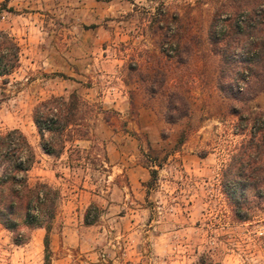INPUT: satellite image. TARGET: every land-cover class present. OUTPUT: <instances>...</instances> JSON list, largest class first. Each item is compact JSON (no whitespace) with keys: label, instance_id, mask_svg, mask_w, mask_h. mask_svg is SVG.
<instances>
[{"label":"rangeland","instance_id":"obj_1","mask_svg":"<svg viewBox=\"0 0 264 264\" xmlns=\"http://www.w3.org/2000/svg\"><path fill=\"white\" fill-rule=\"evenodd\" d=\"M224 2L0 0V28L20 45L17 67L0 76V132L18 128L31 144L28 184L40 180L59 191L46 255L42 227L14 243L0 224V264H264V206L254 199L249 218L234 219L221 186L222 168L249 137L251 118H264V92L241 93L237 63L222 55L225 39L210 43L219 28L213 14ZM72 92L76 107L64 147L48 154L32 109ZM123 96L127 115L112 106ZM137 107L157 118L181 117L174 150L157 139L165 129L149 135L126 127ZM110 139L132 161L160 163L146 181L151 191L141 210L119 206L136 202L129 185L120 198L127 183L123 168L104 157ZM90 193L98 197L86 203ZM87 207L88 218L96 214L91 223L83 219ZM132 218L138 221L130 225Z\"/></svg>","mask_w":264,"mask_h":264},{"label":"trees","instance_id":"obj_2","mask_svg":"<svg viewBox=\"0 0 264 264\" xmlns=\"http://www.w3.org/2000/svg\"><path fill=\"white\" fill-rule=\"evenodd\" d=\"M6 10H11V7ZM213 16L215 22H219V28L217 32L211 29L213 36L217 37L210 43L225 39L222 55L224 59H229L228 62L237 63L233 75L236 77L235 82L242 84L239 90L244 87L241 93L252 96L264 92V0H225ZM231 42H234L237 54L232 51ZM19 50L17 38L0 28V76L9 74L17 67ZM76 99L74 92L67 98L50 96L33 107L32 119L44 152L55 156L62 152L65 131L73 123L71 119ZM165 117L174 119L169 114ZM262 117L259 112L253 115L249 137L241 140L221 171L224 199L234 219L249 218L254 209L251 208L254 199L257 205L264 206V189H261L264 186ZM33 160L32 146L18 128L0 132V224L12 232L14 243L23 242L30 228L42 227V245L46 255L59 191L40 180L28 184L26 173ZM153 163L145 164L149 171L147 182L156 176L157 168L152 166ZM154 164L160 166L159 162ZM249 187H256L252 194ZM91 206L95 207L94 204ZM88 208L83 219L91 223L96 214L88 218Z\"/></svg>","mask_w":264,"mask_h":264},{"label":"crops","instance_id":"obj_3","mask_svg":"<svg viewBox=\"0 0 264 264\" xmlns=\"http://www.w3.org/2000/svg\"><path fill=\"white\" fill-rule=\"evenodd\" d=\"M129 97L123 96L121 98V100H112V106L114 107V109L117 110V112L122 113L123 115H127L129 112L128 109V104H129ZM148 108V107H147ZM156 112L150 108L144 109L143 107H137L136 108V112L134 114H136V119L135 121L131 122V125L126 124V127H128V129H131L133 131H139V130H143L145 132H148V134H155V132H158L162 129H165L168 131V134H164L162 138H160V135H157V139H159L161 142H165L167 144L166 146V150H174L172 149V145H173V136L175 135V132L180 128L182 120L181 117L180 118H176V119H172L168 121V118L165 119L162 117L157 118L156 117ZM147 114H151L153 116H150V118L147 120L146 116ZM131 116V115H130ZM185 116V115H184ZM184 118V117H182ZM112 126V125H111ZM113 131V128L111 129ZM124 136L129 137V135H127V131L124 130ZM152 132V133H151ZM113 137V136H111ZM172 137V138H171ZM113 139V138H112ZM156 139V140H157ZM165 147V146H164ZM163 147V152L165 150V148ZM106 159L107 162L111 164V166H114L115 164L120 165V170L123 168L124 170V175H125V181L127 183V186H122V188L119 189L120 191V198H122L123 200L125 199V196L127 195L126 190L128 185H129V194L132 197V199L134 200V202H136V206H125V202L121 205H119L120 207H126L131 211H136V210H141L143 204L142 201H144V198H148L151 189L148 188L146 186V181L149 177V171H148V166L144 164L146 163H142V162H135L132 161L130 156H126V153H123V155L119 153H117L116 149H115V143L113 140H108L106 145ZM165 150V152H166ZM167 155L171 154L168 151L166 152ZM173 154V153H172ZM166 155V156H167ZM129 161H128V160ZM128 161V163H127ZM126 163V164H125ZM148 163L150 164L151 162L148 161ZM153 163V162H152ZM125 164V165H124ZM152 166H156L154 163ZM134 181L137 182V186H135ZM89 199L86 201V203H89L90 200L95 199L94 197H98V195L90 193V195L88 196ZM122 214V215H121ZM119 215V217H123L124 214H127L126 211H123ZM137 219L132 218L127 220V223H130V225H133L134 223H137ZM152 220L149 219V222L147 223V225H151ZM73 238V235L71 234L70 236L65 235L64 239L66 240V242H70ZM71 239V240H70ZM77 236H75V242L77 241Z\"/></svg>","mask_w":264,"mask_h":264}]
</instances>
